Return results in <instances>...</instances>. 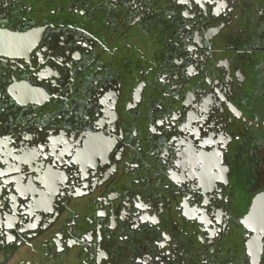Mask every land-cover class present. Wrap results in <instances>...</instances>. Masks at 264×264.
Wrapping results in <instances>:
<instances>
[{"label":"flooded vegetation","instance_id":"af4514ba","mask_svg":"<svg viewBox=\"0 0 264 264\" xmlns=\"http://www.w3.org/2000/svg\"><path fill=\"white\" fill-rule=\"evenodd\" d=\"M0 264H264V0H0Z\"/></svg>","mask_w":264,"mask_h":264},{"label":"water","instance_id":"95a60500","mask_svg":"<svg viewBox=\"0 0 264 264\" xmlns=\"http://www.w3.org/2000/svg\"><path fill=\"white\" fill-rule=\"evenodd\" d=\"M258 211V207L257 206H253L250 212V216H253L257 213Z\"/></svg>","mask_w":264,"mask_h":264}]
</instances>
